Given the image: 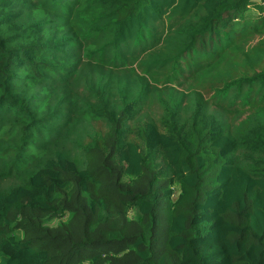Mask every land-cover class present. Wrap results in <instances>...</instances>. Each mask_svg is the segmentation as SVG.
Segmentation results:
<instances>
[{
	"label": "trees",
	"instance_id": "16d2710c",
	"mask_svg": "<svg viewBox=\"0 0 264 264\" xmlns=\"http://www.w3.org/2000/svg\"><path fill=\"white\" fill-rule=\"evenodd\" d=\"M72 1L49 3L67 13ZM252 1L103 0L98 34L114 56L129 43L140 46L127 64L154 76V64L181 67L185 55L199 64L237 35L234 24L249 7L264 19V0ZM36 3L0 0V138L7 142L0 157L13 156L16 171L38 155L27 145L40 128L36 91L57 66L53 35L63 28ZM24 5H34L28 22ZM195 12L202 18L189 25L177 53L161 60L145 47L150 25L167 18L180 26ZM256 78L264 90V72ZM146 82L137 77L140 88ZM252 93L250 87L241 97ZM206 103L195 96L183 107L180 97L163 103L159 117H141L135 99L122 98L118 110L92 109L87 119H103L108 129L86 146L85 165L59 150L25 183L0 193V264H264V119L243 123L234 136Z\"/></svg>",
	"mask_w": 264,
	"mask_h": 264
},
{
	"label": "rangeland",
	"instance_id": "374dc122",
	"mask_svg": "<svg viewBox=\"0 0 264 264\" xmlns=\"http://www.w3.org/2000/svg\"><path fill=\"white\" fill-rule=\"evenodd\" d=\"M256 1L263 2H252ZM37 2L36 5L40 4L50 15V21L63 26L53 35L58 45V54L54 56L57 66L53 72L44 74L36 91L35 99L41 100L43 106L36 115L40 128H33L37 138L35 141L27 139V145L32 144L38 155H33V161L19 171L13 167V156H1L0 193L25 183L32 171L59 150L79 160L80 166L85 165L86 146L99 142L108 129L105 120H88L87 114L103 106L118 110L122 98L135 99L141 117L148 114L159 117L163 103L183 97V107H189L192 98L201 96L207 102L209 112L234 136L238 135L243 123L252 124L257 119H264V90L259 89L262 82L256 78L264 72V19L261 20V12L254 7H249L235 22L240 30L237 35L220 48L214 46L213 51L198 57L199 64L185 55L181 67L171 64L162 69L154 64L152 72L156 74L152 76L147 74L150 71L147 66L127 64L134 56L132 53L141 51L140 46L129 43L122 56H114L113 49L110 53L105 52L109 44L106 45L104 32L98 34L106 10L103 0H87L85 6L74 0L67 13L53 7L49 0ZM33 6L22 7V20L28 22L35 18L31 11ZM201 18V12H195L192 19L182 21L184 24L180 26L167 18L159 25L154 24L155 28L150 25L145 47L151 48L149 51L153 53L159 52L161 60L171 57L182 45L189 25ZM245 20L248 22L242 27ZM91 43L95 51L87 54L85 50ZM227 63L232 68L225 67ZM175 67L181 68V72H174L179 75L177 77L170 74ZM139 76L146 77L147 81L141 88L137 84ZM250 87L252 95L242 98V93H248ZM42 90L46 91L45 95ZM136 93L138 95L133 96ZM218 100L221 102L215 104ZM255 102L259 106L253 108ZM12 121L17 126L22 125L18 120ZM13 140H19V135ZM5 145L6 140L0 138V149Z\"/></svg>",
	"mask_w": 264,
	"mask_h": 264
}]
</instances>
